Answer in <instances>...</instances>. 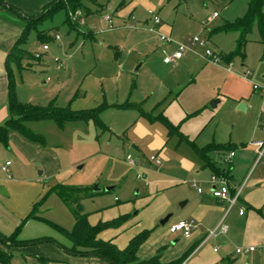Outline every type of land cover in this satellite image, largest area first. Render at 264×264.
<instances>
[{
  "label": "rangeland",
  "instance_id": "rangeland-1",
  "mask_svg": "<svg viewBox=\"0 0 264 264\" xmlns=\"http://www.w3.org/2000/svg\"><path fill=\"white\" fill-rule=\"evenodd\" d=\"M119 1H85L86 8L78 10L81 15L77 20L71 18V24L66 21L65 9L36 24L23 47L33 55L44 43L50 48L40 60L31 59L23 62L21 70L14 69L19 100L40 105H48L53 100L62 107L70 105L73 110H87L124 102L134 83L133 99L148 95L153 100L161 82L167 85L170 81L184 77L189 80L194 76L198 84L187 90V97L190 102L195 101L215 83L209 72H201L205 57L187 52L179 65H176L178 60L166 63L164 58L173 54L176 42L196 35L205 38L218 55L235 51L239 32L212 33V30L243 16L249 0H126L127 4L118 8ZM149 10L158 13L162 20L155 25L156 31L149 30L153 25ZM215 12L220 16L213 17ZM71 14L72 11V17ZM104 15L113 16L114 28H109ZM20 21L23 31L26 23ZM91 28L93 31L89 30ZM40 32L45 36L39 38ZM93 32L96 40L88 37ZM161 34L172 36L173 41H162ZM247 37L244 61L237 56L230 63L233 73L240 77L241 65L245 64L252 72L251 82L264 85V48L256 25ZM173 45L176 47L172 50ZM165 49L167 55L163 53ZM209 61L228 67L225 60ZM216 73L219 77L221 72L216 70ZM222 98L216 107L210 105L220 98L211 99L209 106L191 116L185 114L180 104L173 103L167 108V117L170 122L180 124L179 129L199 147L215 139L225 140L235 133L244 137L253 120L242 126L244 111L232 108L233 102L225 95ZM101 117L108 129L100 128L92 120L70 121L63 127L53 120L31 122L30 128L42 134L45 143L27 141L18 131H10L8 144H0V193L1 188L9 193L0 194L2 234H16L19 240L37 224L42 227L39 231H49L52 235H45L56 237L53 243L59 242L57 238L68 239L58 226L72 230L75 220L55 195L53 189L57 184L91 190L99 186L102 192L88 197L85 208L94 211L100 205L106 207L107 219L138 211L135 215L140 221L138 225L150 222L152 213L159 207L160 193L172 197L177 188L172 182L186 185L185 160L194 155V149L189 142L182 141L178 133L169 136L163 122L143 118L135 108L111 106ZM13 132L16 137L11 135ZM128 154L137 159V165L126 160ZM152 156H157L162 164L157 165L151 160ZM7 161L13 164L9 168L10 177L1 170ZM107 188L112 189L107 191ZM115 196L119 201L114 200ZM36 203L41 218L23 223ZM2 244L9 254H14L12 264H29L19 248ZM255 247L256 252L246 255L235 250L229 254L223 251L210 254L207 250L195 257L194 264H264V250Z\"/></svg>",
  "mask_w": 264,
  "mask_h": 264
},
{
  "label": "crops",
  "instance_id": "crops-1",
  "mask_svg": "<svg viewBox=\"0 0 264 264\" xmlns=\"http://www.w3.org/2000/svg\"><path fill=\"white\" fill-rule=\"evenodd\" d=\"M53 1L54 0H5V3L8 6L0 7V125L6 121L10 115L8 107V75L6 58L10 49L22 33L20 20L22 19L24 24L26 23V20H24L17 12L13 11L9 6L13 5L17 7L25 15L36 16ZM219 16L218 13L217 17ZM94 27L95 26H93V28ZM89 30L93 31L92 28ZM93 33L94 34L90 33L88 37L96 40V33ZM175 45L177 46V44ZM175 45H173L174 47H172V50L176 47ZM188 52L189 53L187 54L192 53L198 56H203V50L200 48ZM163 53L164 55H167L166 49L163 50ZM223 54L224 52L221 53V55ZM185 56L178 60L176 65H179ZM242 59L244 61V58ZM225 62L227 61L225 60ZM231 62L232 61L228 62V67L231 65V69L228 70V67H222L220 64H215L205 58V64L202 66L201 72H204V74L209 72L212 81L215 83L195 101L190 102L187 97V90L191 86L198 84L197 79L192 76L189 80L187 77H184L183 79L186 80L180 78L177 81H170L167 85L166 83L161 82L159 92L153 100H150V96L148 95L145 96L146 98L142 99H140V97H135L137 98V101L133 99L132 93L136 87L134 83L128 98L124 102L118 103H131L132 106H127L125 108L137 109L140 116L143 118L150 119L148 116L142 115L140 112L141 110L148 112L152 117H166L168 119L167 108L173 103L180 104L181 108L185 111V114L191 116L209 106V101L213 98L221 99L218 100L216 104L217 106L223 101L222 96L225 95L227 100L233 102L232 108L244 111L245 114L241 117V125H246L250 119L253 120V123H251L250 130L249 132L247 131L244 137H238L235 133L234 136L231 134V136L225 140L215 139L213 142L199 147L195 144V141L190 140L188 134H184L179 129L180 124L176 125L171 122L176 126L171 134L178 133L180 139L189 142L194 149V155L190 159L185 160V170L187 173V180L185 181L186 185L183 183L172 182L174 183L173 186H177V188L175 193H172L171 198L167 194L164 196V194L161 195L160 193L159 199L161 198V201H157L159 202V207L152 213L150 222L143 223V225H138L140 221L139 219H136L135 216L138 214V211H135L134 213H124L115 218L107 219L106 207H101L100 205L94 211L87 210L85 204L88 197L83 198L81 204L84 212L86 211L85 213L88 214V221L92 226L101 222L125 217L124 221L118 226L103 229L98 234L99 238L103 240H111L119 248L123 249L128 246L133 237L144 230H151L149 238L140 246L137 255L141 260H146L159 255L160 261L164 264L178 261L180 259H182L181 264H194L195 257L198 254H204L207 250L210 254L220 251L229 254L234 250L236 252L237 247L256 245L264 250V157L256 164V148L250 144V141L253 139H264V98L254 92V82L252 83L250 79L252 72L251 74L247 73L250 69L247 68L245 64H242L241 68L243 73L238 77L233 73V67L232 64H230ZM140 67L138 70H140ZM207 68L209 69L207 70ZM138 70L135 71L137 72ZM216 70L221 72L219 77L217 76ZM191 74L192 70L189 71V75ZM262 75L264 76V73ZM199 78L200 77L198 76V79ZM251 102L255 103V106H253ZM111 104L112 106L116 105L113 103ZM210 106L214 107L212 105ZM255 109L256 113H254ZM151 121L154 122L161 120L154 119ZM172 121L175 120L172 119ZM31 124L32 123H29L30 127ZM171 134H169V136ZM11 135L16 137V133L14 132ZM24 139L28 141V139ZM211 145H232V150L236 153L232 162L229 165H226L223 161L224 156L230 150L215 149L208 153L211 164L206 163L197 153L196 148L201 149ZM3 166L1 167V170L8 174L7 171L3 170ZM11 166H13L12 162L7 166L8 171H10L9 168ZM215 168L225 170L231 181L232 193H234L242 183H245L238 203L228 213H226V203L213 197L211 192L212 183L210 178L211 175L215 173ZM42 174V172H39V175ZM194 183L202 189L201 192L196 186H194ZM111 189L112 188H107L106 190L110 191ZM99 192H102L100 187L99 190L93 189L92 194L89 197H93L99 194ZM0 194L8 195L9 193L5 188H1ZM55 195L57 194L55 193ZM58 197L61 199L60 196ZM114 200L119 201L116 196L114 197ZM180 201H182V205L178 208ZM63 203L66 205L64 201ZM66 207L71 212L67 205ZM242 207L245 208V212L241 215L240 209ZM30 208L31 207H28V209ZM165 215L170 216V218L166 224H162L161 221L166 217ZM34 220L35 219L29 220L28 224ZM180 221H193L196 224V227L192 230V233L189 236H184L181 232L175 234L170 232V225ZM221 221L228 226L227 232L208 238L209 230L217 227ZM158 223L163 226V228L160 227ZM155 224L158 226H155ZM41 228L40 225L34 224L33 229L28 230L31 232L27 234L24 232L21 235L23 238H20L19 240L29 242L43 237H53V240L57 241L56 237L54 238V236L45 235H50L51 232L45 230H42L41 232L38 230ZM57 239L59 241L57 244L52 241H44L35 244L28 243L23 245H13L12 247L19 248L23 255H25L23 258L26 262H29V264H112L110 261L99 256L72 254L66 250V248H71L73 246L72 240L70 238L66 239L67 241L62 238ZM216 247H218V250H215ZM0 249L7 251L6 246L2 243H0ZM256 250H254V252H256ZM7 252L9 253V250ZM11 255L13 259L14 254Z\"/></svg>",
  "mask_w": 264,
  "mask_h": 264
},
{
  "label": "trees",
  "instance_id": "trees-1",
  "mask_svg": "<svg viewBox=\"0 0 264 264\" xmlns=\"http://www.w3.org/2000/svg\"><path fill=\"white\" fill-rule=\"evenodd\" d=\"M94 2L95 0H54L48 4L43 11L36 16H28L17 7L10 5L9 7L21 15L26 20V25L21 35L18 37L12 48L10 49L6 58V69L8 75V107L9 117L0 125V144H8L9 133L11 130H16L21 133L26 139L30 141H37L45 143V137L34 132L29 123L53 120L59 127H63L65 123L70 121H94L100 128L105 129L108 127L102 119V113L104 110L112 104H102L99 107H95L87 110H73L70 105L59 106L55 101H51L48 105L26 103L19 100L16 89V77L15 69L21 70L23 62L31 59H35V56L27 51L23 45L27 40L28 34L36 24L41 22L48 16H52L55 12L65 9L67 12V22H71L70 11L76 13L80 9L86 8V2ZM126 0H120L117 7H123L126 5ZM8 6L5 0H0V7ZM264 0H249L246 13L235 19L234 21H228L218 28L212 30L213 32H239V38L237 40L236 50L227 54H223L222 57L227 62L233 61L234 58L240 56L244 58L246 55V45L249 41L248 34L252 32L256 25L260 34V42L264 48ZM79 21V20H78ZM71 24V23H70ZM39 38L45 36V33L40 32ZM264 57V53H263ZM115 106L127 107L132 106L131 103L116 104ZM142 115L148 116L151 120H161L168 128L169 134L176 128L166 117H152L151 114L143 110L140 111ZM215 149H227L232 150V145H211L201 149H197V153L206 162L210 163L208 153ZM217 174H227L225 170L215 168ZM53 191L61 197V199L70 208L72 214L75 217V224L72 230L64 229L60 226L58 228L73 242L71 248L66 250L75 255H93L102 257L112 264H164L160 261L159 255L152 258L141 260L138 255V249L149 238L151 230H144L135 237H133L128 246L121 249L111 240H103L98 237V234L105 228L114 227L121 224L125 217H120L112 221L101 222L95 226H92L88 221V214L84 212L81 200L85 197H89L92 194V190L85 187L68 186L64 184H57ZM38 204H41L38 203ZM37 203L34 205L32 212L24 219L23 223L31 218L40 219L41 216L38 212ZM16 234L6 236L0 232V241L8 246L23 245L28 243H39L44 241H54L51 238L43 237L35 239L29 242L18 240L15 237ZM12 255L7 251L0 249V264H11ZM182 259L174 261L168 264H181Z\"/></svg>",
  "mask_w": 264,
  "mask_h": 264
},
{
  "label": "built area",
  "instance_id": "built-area-1",
  "mask_svg": "<svg viewBox=\"0 0 264 264\" xmlns=\"http://www.w3.org/2000/svg\"><path fill=\"white\" fill-rule=\"evenodd\" d=\"M149 14L151 15V21L153 25L149 27L150 31H156L155 25L161 24L162 20L158 13H154L152 10H149ZM73 20L79 19L78 16L81 15V11H77L75 14H71ZM218 12H215L213 14V17H217ZM103 19L108 22L109 28H114V22L113 18L111 15H104ZM81 20V19H80ZM56 38L59 39L60 36L56 35ZM160 39L164 42H172L173 39L171 36L161 34ZM202 49V55L208 59V60H214L215 62H220L223 60L222 55L216 54L209 46H208V41L205 38H202L198 35L193 36V37H188L184 42H178L177 43V48L173 52L172 55H168L164 58V61L166 63H173L176 60L181 59L188 51H194L195 49ZM49 49V44L44 43L42 45V48L39 51H36L34 56L36 59H41L45 53ZM231 69V65L228 67V70ZM248 74H251V71H247ZM253 89L254 92L261 95L264 98V85L259 84L254 82L253 83ZM263 131H264V126H263ZM250 144L255 146L256 152H257V157H256V164L260 162L263 157H264V139H253L250 141ZM235 151L230 150L225 156H224V163L226 165H229L234 156H235ZM126 160L132 164V165H137L138 161L137 159H134L131 154H128L126 156ZM151 160L154 161L157 165H161L162 162L157 156H152ZM10 164V161L6 163V165L3 166V170L7 171L9 176L11 174L8 171L7 166ZM140 177V175H139ZM210 181L212 183V195L216 199L226 203V213H228L239 201L240 199V194L242 191V188L245 183H242L241 186L235 190L234 193H232V187H231V181L230 178L228 177L227 174H217L213 173L211 175ZM194 186L198 188V190L201 192L202 189L197 186V184L194 183ZM245 208L242 207L240 209V214H244ZM196 227V224L193 221L190 222H185V221H180L177 223H174L170 225L169 230L171 233H178L181 232L184 236H189L192 233V230ZM228 230V226L221 221L219 225L208 232V238L216 236L218 234H224ZM215 250H218V247L215 248ZM256 250L255 246H240L236 248V252L238 254H246L250 253Z\"/></svg>",
  "mask_w": 264,
  "mask_h": 264
},
{
  "label": "water",
  "instance_id": "water-1",
  "mask_svg": "<svg viewBox=\"0 0 264 264\" xmlns=\"http://www.w3.org/2000/svg\"><path fill=\"white\" fill-rule=\"evenodd\" d=\"M217 102H218V100H214V101H212L211 105L215 107L216 104H217ZM241 108H242V107H241ZM94 189H95V190H99V187H98V186H95ZM169 218H170V216H166V217L161 221V223H162V224H166V222H168Z\"/></svg>",
  "mask_w": 264,
  "mask_h": 264
}]
</instances>
